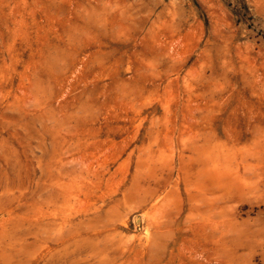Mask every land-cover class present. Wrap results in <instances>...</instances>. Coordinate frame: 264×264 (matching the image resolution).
<instances>
[{"label":"rangeland","instance_id":"obj_1","mask_svg":"<svg viewBox=\"0 0 264 264\" xmlns=\"http://www.w3.org/2000/svg\"><path fill=\"white\" fill-rule=\"evenodd\" d=\"M0 264H264V0H0Z\"/></svg>","mask_w":264,"mask_h":264}]
</instances>
